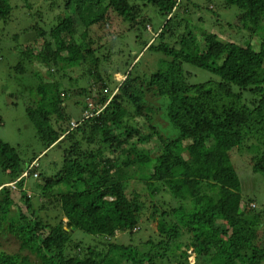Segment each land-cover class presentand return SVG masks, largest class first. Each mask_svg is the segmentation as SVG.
Returning <instances> with one entry per match:
<instances>
[{
  "label": "trees",
  "instance_id": "obj_1",
  "mask_svg": "<svg viewBox=\"0 0 264 264\" xmlns=\"http://www.w3.org/2000/svg\"><path fill=\"white\" fill-rule=\"evenodd\" d=\"M180 1L63 0L54 25L30 26L36 39L14 47L16 73L25 74L27 60L59 81L36 73V99L25 108L42 151L23 159L0 139V170L12 183L44 151L63 149L15 189L0 185V239L18 246L0 250V264H189L190 254L193 264H264V203L244 193L233 164L243 147L242 164L264 183V0H221V8L239 10L234 39L197 31L183 16L200 7L179 9ZM29 9L39 22L42 6ZM11 12L0 0V28ZM144 54H155L148 74L139 69L145 57L132 65ZM74 60L76 77L57 69ZM184 65L210 79L190 82ZM86 80L92 85L81 87ZM133 181L147 193L142 203L127 194ZM161 193L168 202L157 199ZM154 218L157 236L142 240L138 222ZM79 232L90 239L78 240ZM116 233L141 242L117 243Z\"/></svg>",
  "mask_w": 264,
  "mask_h": 264
},
{
  "label": "rangeland",
  "instance_id": "obj_2",
  "mask_svg": "<svg viewBox=\"0 0 264 264\" xmlns=\"http://www.w3.org/2000/svg\"><path fill=\"white\" fill-rule=\"evenodd\" d=\"M58 1L61 3L59 8H47L43 0H8L12 9L11 16L8 24H2L3 26L0 28V139L14 147L23 159L30 158L34 153L39 154L43 148L37 138L35 129L25 112L26 106H30L34 101V98L36 97V87L38 84L40 86L41 83L37 80L35 75L36 73L39 74V76L45 81L50 78L52 82L59 81V75L56 72H53L54 75L52 77H48L45 67L36 62H29L27 60H23L26 69L25 74L16 73L13 70V66L17 64L20 56L18 51L14 50V47L17 45L23 47L24 44L32 43L33 39H36L35 33L32 32V30H29L30 26L37 24V27H44L48 30L55 24V16L63 13V0ZM209 2H211L213 6L212 9L209 8ZM191 3L197 4L200 8L193 12L190 11L189 14H185L183 16V20L189 22L190 25H192L197 31L202 32L210 30L211 32L217 33L219 37H224L225 39H228L229 35H232L231 39H234L236 34L241 32V29H239L240 26L236 23L237 15L239 14V10L236 7L223 9L220 6L221 0H181L179 9L185 7L186 4H189L188 6L191 7ZM30 5L34 10H37L38 8L41 10L40 7L42 6V17H40L41 20L39 22L36 21L34 15L30 13ZM178 14H181V12L179 11ZM37 19H39V15ZM153 24H159V20L154 18ZM80 28L79 23H76L77 30H75L77 36L80 34ZM220 31H225V34ZM196 35H198V33ZM43 38L44 37L39 39L40 41L37 48L40 47ZM116 44L117 43H114V46ZM251 45L255 51H258L259 48L256 39L252 40ZM130 50L132 51V54L136 51L134 46ZM128 55H130L129 52H127L126 56ZM141 55L134 58L132 65H134L136 61L145 57L146 59L142 61V63H145L141 64L139 69L140 72L148 74L155 65V60L152 58L155 54H144L145 56ZM139 57L140 59H138ZM129 58L132 59L133 55ZM77 63L78 62L76 60L72 62L69 61L67 63H60L58 64L57 69L61 71L66 70L65 72L67 76L72 75L73 77H76L81 72V70L76 66ZM72 67L76 68L73 70L74 72H71L72 70L69 71ZM184 69L186 72L189 70L190 75L188 76V79L190 82H202L209 80L211 76L207 71L189 65H184ZM123 79V73L115 74V82H120ZM60 82H62V80ZM88 84L90 86V84L92 85V82L86 80L83 84H80V86L87 88ZM51 90L54 91V88L52 87ZM68 104H71L70 101H68ZM78 111L80 112V110ZM74 118H76V116ZM135 121H139V118H136ZM155 123H160L158 125L160 130L165 133L167 132V122H163L161 119L156 117ZM62 149V147H55L44 151L42 154L44 156L42 157L41 155L38 157L40 158L39 166L46 167L53 161L58 162L62 157ZM248 152L249 151H246L243 147L237 149L235 155L233 156V164L241 179L244 193L254 196L259 204L264 203L263 181L259 175L252 172L250 166L245 163L242 164V157L244 156L247 158L245 153ZM9 181V176L0 170V185L7 184ZM126 189L128 196H133L134 194L138 195L137 201L139 203H142V201L145 200L144 197L147 193L143 191V185L140 181L130 182ZM31 192L32 193H30V195L36 202L38 198H36L35 192ZM157 199L168 202L169 196L161 193L157 196ZM151 211L152 207H150L148 213L150 214ZM40 212L44 213V211ZM48 212L50 213L51 211ZM49 215H51V213ZM138 224V229L134 230V232H136L138 237L142 240L146 239L149 235L156 237L160 229V221H157L155 218L146 220V222L140 220ZM76 237L78 240L82 239L83 242H87L90 239L88 235L81 232L77 233ZM114 237L113 241L117 243L138 245L141 242L138 238L130 239L127 234L116 233ZM17 247L18 246L14 239L10 236L0 239V250L10 253L16 251ZM188 263L193 264V257L191 254L188 258Z\"/></svg>",
  "mask_w": 264,
  "mask_h": 264
},
{
  "label": "built area",
  "instance_id": "obj_3",
  "mask_svg": "<svg viewBox=\"0 0 264 264\" xmlns=\"http://www.w3.org/2000/svg\"><path fill=\"white\" fill-rule=\"evenodd\" d=\"M38 166H39L38 161H37V160H34V161L30 164V166L28 167V169L22 173V175L19 177V179H17V180L14 181L13 183L8 184V186H9V187H12L13 189H15L17 182H18L20 179L26 178V177L30 174V170H31V169H34V168H38ZM32 176H33V178L36 179V178L39 176V174H38L37 172H34V173L32 174Z\"/></svg>",
  "mask_w": 264,
  "mask_h": 264
},
{
  "label": "clouds",
  "instance_id": "obj_4",
  "mask_svg": "<svg viewBox=\"0 0 264 264\" xmlns=\"http://www.w3.org/2000/svg\"><path fill=\"white\" fill-rule=\"evenodd\" d=\"M12 183H13V182H12ZM8 184H10V183H8ZM8 184H6V185H4V186H6V187H7V186H8ZM1 187H2V186H1ZM8 187H9V186H8Z\"/></svg>",
  "mask_w": 264,
  "mask_h": 264
}]
</instances>
